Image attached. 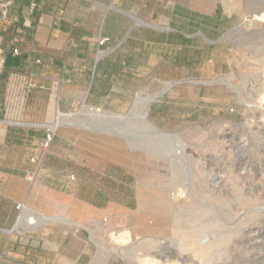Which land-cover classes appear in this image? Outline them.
I'll use <instances>...</instances> for the list:
<instances>
[{
	"label": "rangeland",
	"instance_id": "374dc122",
	"mask_svg": "<svg viewBox=\"0 0 264 264\" xmlns=\"http://www.w3.org/2000/svg\"><path fill=\"white\" fill-rule=\"evenodd\" d=\"M180 3L197 20L182 19L190 40L181 38L179 64L165 63L164 79L130 112L58 119L94 135L82 169L104 188L50 192L53 202L119 205L113 222L86 225L93 264H264V0ZM48 133L45 150L56 129ZM25 210L18 231L61 221ZM28 212L40 220L24 222Z\"/></svg>",
	"mask_w": 264,
	"mask_h": 264
},
{
	"label": "crops",
	"instance_id": "0c3cea01",
	"mask_svg": "<svg viewBox=\"0 0 264 264\" xmlns=\"http://www.w3.org/2000/svg\"><path fill=\"white\" fill-rule=\"evenodd\" d=\"M163 3L0 0V264H93L86 225L104 217L113 222L117 215L110 208L119 205L53 202L50 192L104 188L86 178L93 170L82 169L94 159L83 146L94 135L58 119L88 110L128 113L138 96L164 79L165 63L179 64L181 38L190 40L182 19L196 22L197 14L183 15L180 0ZM158 21H167V27ZM103 37L109 40L100 44ZM50 128L56 129L55 141L45 150ZM47 194L43 212L38 206ZM22 209L55 212L61 221L18 231ZM68 216L78 225L72 231L64 223Z\"/></svg>",
	"mask_w": 264,
	"mask_h": 264
},
{
	"label": "built area",
	"instance_id": "2783aa9c",
	"mask_svg": "<svg viewBox=\"0 0 264 264\" xmlns=\"http://www.w3.org/2000/svg\"><path fill=\"white\" fill-rule=\"evenodd\" d=\"M9 4V3H8ZM109 40V38H106V37H103L99 40V43L100 44H104L106 43L107 41ZM19 52V49L18 48H14V53H18ZM3 63V58L1 57V53H0V65ZM31 86H35L36 84L35 83H30ZM52 141V135L50 133L47 134L46 136V139L44 141V146L45 147H48V145L50 144V142ZM31 179V178H30Z\"/></svg>",
	"mask_w": 264,
	"mask_h": 264
},
{
	"label": "bare ground",
	"instance_id": "6f19581e",
	"mask_svg": "<svg viewBox=\"0 0 264 264\" xmlns=\"http://www.w3.org/2000/svg\"><path fill=\"white\" fill-rule=\"evenodd\" d=\"M40 220V218L34 216V215H31V216H28L25 218V221H27V223L31 224V223H37L38 221ZM20 223L18 222V225Z\"/></svg>",
	"mask_w": 264,
	"mask_h": 264
},
{
	"label": "water",
	"instance_id": "95a60500",
	"mask_svg": "<svg viewBox=\"0 0 264 264\" xmlns=\"http://www.w3.org/2000/svg\"><path fill=\"white\" fill-rule=\"evenodd\" d=\"M222 38L220 40H218V42H220L222 40ZM128 118H129V116H126V117L123 118V120H127Z\"/></svg>",
	"mask_w": 264,
	"mask_h": 264
}]
</instances>
